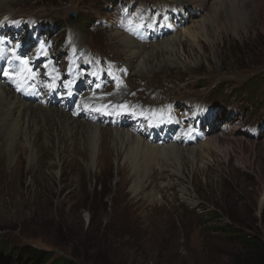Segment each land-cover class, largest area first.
Instances as JSON below:
<instances>
[{"label": "rangeland", "instance_id": "rangeland-1", "mask_svg": "<svg viewBox=\"0 0 264 264\" xmlns=\"http://www.w3.org/2000/svg\"><path fill=\"white\" fill-rule=\"evenodd\" d=\"M110 1L0 0V15L68 22L69 10L99 16ZM215 1L206 0L209 8H198L195 19L184 23L177 32L175 62L160 69H136L121 32L83 29L82 38L95 48L126 55L122 58L131 61L133 81L168 89L173 100L224 101L241 105L259 120L264 111V0ZM233 6L242 15L234 14ZM209 14L216 16L208 34L191 35ZM113 36L118 45L110 43ZM152 49L143 44L142 55ZM251 79L257 88L253 93L245 84ZM7 111L6 103L0 120V264H25L20 250L26 246L51 251L48 264L60 257L82 264H233L244 249L230 229L264 238V135L251 139L241 129L231 135L217 128L204 143L182 146L193 154L160 156L158 164L137 169L112 145L108 156L94 159L83 143L65 152L54 144L44 153L46 161L39 155L38 165L29 153L17 158L7 153ZM73 133L83 135L78 128ZM50 163L58 166L50 168Z\"/></svg>", "mask_w": 264, "mask_h": 264}, {"label": "bare ground", "instance_id": "bare-ground-1", "mask_svg": "<svg viewBox=\"0 0 264 264\" xmlns=\"http://www.w3.org/2000/svg\"><path fill=\"white\" fill-rule=\"evenodd\" d=\"M194 1L196 3L193 2L189 5L187 2H185V4L189 5V7H191L195 12H198V8L201 7H205L204 10L209 8L206 5V0ZM226 1L227 0H216L215 3L225 4ZM231 9L234 14H237L238 16L242 15V13H240L235 8V6H233ZM237 15L233 16V18H235ZM215 16V14H209L207 19H204L203 22L198 23V25H200L198 27L199 30L195 31L198 29L196 28L194 31H192V33L190 31V34L195 35L196 37L201 34H208L207 32L213 24ZM194 19L195 18H193L192 21ZM238 21L239 19H232V22L235 24L238 23ZM118 35L121 36L124 49L128 52L131 61L137 60V65L135 66L136 69H145L148 65L160 69L165 64H173L175 62V49L177 48L178 41L177 33H173L166 40H161L153 44L151 43L150 45L153 49L149 52L146 51V53L143 55L142 43L131 39L125 34L123 35V33ZM6 103L8 104V111L6 112V115L8 116H6L8 118L7 122L8 125H11V127L7 129L9 138L6 149L7 153L10 155L13 154L16 156V158L20 157L23 153L26 155L29 153L30 160L34 163L36 161L38 165L40 161L38 159L39 155L41 154V160H44L46 155L44 153H50V149L54 144H59L62 148H64L65 152L66 148L73 149L74 146H80V144L83 143L85 147H90L92 149L94 159L96 158L97 154L98 159L108 156L110 151H112L110 148L112 145L113 149L117 152V156H124L128 160L129 164L135 169L139 168L141 164H144V167L150 163L158 164V158L160 156H165L168 154L179 156L184 152H188V154L191 155L192 153L190 151L191 149H181L183 147L179 144H167L163 147H160L153 143L151 144L146 142L142 138L129 133V131L125 132L113 130L111 128L105 129L99 127L96 123V125L94 123L85 122V124H83V121L80 120L79 122L77 119L73 121L66 113H61L58 109L55 111V109L49 110V107L37 106V108H35L37 110H35L30 108L33 106L32 104L26 103L23 99L16 95L13 90L9 89L7 86L0 85V120L3 119ZM38 110L42 111L41 114H39ZM44 110H46L47 113L44 114ZM221 112L222 111L218 109L216 114H220ZM48 114L50 115L49 118L47 117ZM77 128L83 132L82 136L77 137L73 133V129ZM239 129L240 128L237 126L231 127L230 134H234ZM106 134L109 135V137H107ZM43 146L45 147L43 148ZM39 150H42V153H39ZM99 151L101 152L99 153ZM44 161H46V159ZM56 165L58 166V163H50V168H55Z\"/></svg>", "mask_w": 264, "mask_h": 264}, {"label": "trees", "instance_id": "trees-1", "mask_svg": "<svg viewBox=\"0 0 264 264\" xmlns=\"http://www.w3.org/2000/svg\"><path fill=\"white\" fill-rule=\"evenodd\" d=\"M235 221L238 222V220ZM230 230L234 234V237L241 242L244 249V252L234 256L233 264H264V238L258 235H244L236 228ZM20 251L21 259H23L25 264H48L52 259L51 251L46 252L33 246L23 247ZM51 264L82 263L76 259L60 257L51 262Z\"/></svg>", "mask_w": 264, "mask_h": 264}, {"label": "snow or ice", "instance_id": "snow-or-ice-1", "mask_svg": "<svg viewBox=\"0 0 264 264\" xmlns=\"http://www.w3.org/2000/svg\"><path fill=\"white\" fill-rule=\"evenodd\" d=\"M7 74V73H6Z\"/></svg>", "mask_w": 264, "mask_h": 264}]
</instances>
